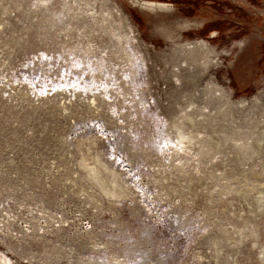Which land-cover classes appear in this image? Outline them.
<instances>
[{
  "label": "rangeland",
  "instance_id": "1",
  "mask_svg": "<svg viewBox=\"0 0 264 264\" xmlns=\"http://www.w3.org/2000/svg\"><path fill=\"white\" fill-rule=\"evenodd\" d=\"M147 1L0 0V264H264V0Z\"/></svg>",
  "mask_w": 264,
  "mask_h": 264
},
{
  "label": "bare ground",
  "instance_id": "2",
  "mask_svg": "<svg viewBox=\"0 0 264 264\" xmlns=\"http://www.w3.org/2000/svg\"><path fill=\"white\" fill-rule=\"evenodd\" d=\"M147 3H148L147 5H149V6H158L159 7V6L163 5L162 3H160V2H158L156 0H154V1L153 0H148ZM198 43H199V46H203L204 45L203 41L197 42L195 45H197ZM180 138L188 139V136H185V137L180 136Z\"/></svg>",
  "mask_w": 264,
  "mask_h": 264
},
{
  "label": "flooded vegetation",
  "instance_id": "3",
  "mask_svg": "<svg viewBox=\"0 0 264 264\" xmlns=\"http://www.w3.org/2000/svg\"><path fill=\"white\" fill-rule=\"evenodd\" d=\"M160 2H162V1H160Z\"/></svg>",
  "mask_w": 264,
  "mask_h": 264
}]
</instances>
